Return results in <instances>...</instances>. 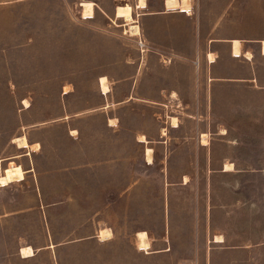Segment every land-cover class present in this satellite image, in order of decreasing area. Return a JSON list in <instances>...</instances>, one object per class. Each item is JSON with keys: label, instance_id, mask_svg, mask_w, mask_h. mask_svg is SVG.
<instances>
[{"label": "rangeland", "instance_id": "374dc122", "mask_svg": "<svg viewBox=\"0 0 264 264\" xmlns=\"http://www.w3.org/2000/svg\"><path fill=\"white\" fill-rule=\"evenodd\" d=\"M175 1L0 0V264H264V0Z\"/></svg>", "mask_w": 264, "mask_h": 264}, {"label": "bare ground", "instance_id": "6f19581e", "mask_svg": "<svg viewBox=\"0 0 264 264\" xmlns=\"http://www.w3.org/2000/svg\"><path fill=\"white\" fill-rule=\"evenodd\" d=\"M178 3H179L178 11L189 12L191 10V1L190 0H179ZM146 6H147L146 0H136V4H135L136 8L142 9V8H145ZM138 29H139V26L136 23H132V24H130L128 26V30L132 34V36L137 33ZM230 42H231V52H232V54L233 55H239L240 52H241V42L239 40H236V39H233ZM260 44H261V48H260L261 49V53L264 54V39L260 41ZM246 55L250 56V53L246 52ZM209 57H211V55H209ZM105 80L106 79L104 77L100 78L101 89H102L103 92L107 91V86H106L107 83L105 84ZM106 82H107V80H106ZM173 122H175V121H173ZM204 135L202 136V142H201L202 144H206L207 143V139H206V137ZM16 142L18 143V145L20 147L29 146L30 149L35 148V145H28V143L26 141V138L24 136H21V137L17 138ZM145 159H146V161L148 163L152 162V149H150V148L146 149ZM232 169H233V166H232L231 163L225 164V167H224L225 171L232 170ZM108 233H109L108 230H101V233L99 235L104 237L105 235H108ZM136 236H137V244H138V246L140 248H147L149 246V241H148V239L146 237V233L144 231L137 232ZM216 238L218 240H222V238L219 235L218 236L216 235ZM21 253H22L23 256H29V255L32 254V252H31V250L29 248H24V247L21 249Z\"/></svg>", "mask_w": 264, "mask_h": 264}, {"label": "crops", "instance_id": "0c3cea01", "mask_svg": "<svg viewBox=\"0 0 264 264\" xmlns=\"http://www.w3.org/2000/svg\"><path fill=\"white\" fill-rule=\"evenodd\" d=\"M178 2H179V0H176L175 1V5H176L177 10H178V6H179V3ZM164 8H165V5H164Z\"/></svg>", "mask_w": 264, "mask_h": 264}]
</instances>
